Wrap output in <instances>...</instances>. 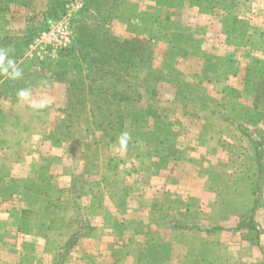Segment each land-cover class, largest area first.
<instances>
[{"label": "rangeland", "instance_id": "obj_1", "mask_svg": "<svg viewBox=\"0 0 264 264\" xmlns=\"http://www.w3.org/2000/svg\"><path fill=\"white\" fill-rule=\"evenodd\" d=\"M7 1L10 31L29 34L10 57L21 58L17 81H30L32 101L0 86V155L12 142L0 172L27 160L51 192L33 198L37 220L22 228L44 236L31 240L49 258L32 251L26 262L164 264L170 244L177 264L204 242L217 245L214 264H263L264 172L251 136L264 137V0H119L111 21L100 12L110 1L94 0L89 14L83 0L71 22L76 56L67 47L43 58L27 56L29 44L74 0L55 9L52 0ZM5 38L0 29V48ZM255 203L259 235L233 230L236 210ZM9 229L3 216L0 230Z\"/></svg>", "mask_w": 264, "mask_h": 264}, {"label": "crops", "instance_id": "obj_2", "mask_svg": "<svg viewBox=\"0 0 264 264\" xmlns=\"http://www.w3.org/2000/svg\"><path fill=\"white\" fill-rule=\"evenodd\" d=\"M1 1V0H0ZM26 4V0H20ZM142 3L144 1L140 0ZM157 2V1H155ZM148 3V2H146ZM4 5H10V2H8L7 0H4V3H1ZM15 6V5H13ZM23 7V6H21ZM10 8V10L7 12L6 18H7V23H1L0 22V29L4 30V35L6 36V43L5 45L8 47L7 49H12V47H14V45L16 44V41L20 40L21 37H23V39H25L29 36L28 33L24 32V35H18V31L17 32H12L10 31V28H15L14 27V23L12 22V16H13V8ZM7 9V7L4 8V6L2 7L0 5V12L1 10ZM145 13V12H142ZM123 24V27L125 28V21H120ZM264 22V21H263ZM155 23V19L151 24ZM12 26V27H11ZM151 28L150 29H146L148 32V34H145L143 32V34L145 35H150L152 29L154 28V25H150ZM264 26V24L262 25H256V27H262ZM5 30H8L7 32H5ZM145 30V28L143 29V31ZM10 32V33H9ZM21 36V37H20ZM33 36V35H32ZM31 36V37H32ZM261 43V42H260ZM25 45V44H24ZM23 45V46H24ZM22 46V47H23ZM19 58V57H18ZM16 62V64L21 63V58L19 59H15L14 60ZM9 76L4 75V76H0V86L1 85H5V80L8 79ZM48 78V77H47ZM8 84V83H7ZM15 86L13 83L9 85V87H13ZM25 87H27V83L25 85ZM66 90V89H63ZM0 143H1V139H0ZM254 153L256 151V144L254 145ZM253 153V158L255 156V154ZM30 169L31 167H29L27 165V160H21V161H17L15 163V165H13L12 168V172L10 171L9 174L10 176H12L13 180L15 181V187L14 189L6 194H1L0 193V218H5L7 225L8 226H12L13 228L16 229H9V230H0V262L2 264V262H6L9 264H30L29 262H26V260L30 259L27 258V256L32 255V251H34L35 253H40L42 256L47 257V255H49V252L44 249V247H42V249L39 248H34V243L36 244H40V241H33L31 240V238H37L40 239L42 238L44 240V236H42L41 234L35 233V231H31V230H24L22 229L23 227L28 226V223H31V217L27 216V209L29 211H33L32 206L34 205L33 203V198L35 199L36 196L38 197H47L49 195L50 192V183H39L38 185L32 180V178L30 177ZM18 170H22V172H24L21 176H16V173L18 172ZM75 174V176L77 175V172L73 173ZM25 176V177H24ZM17 178H20L22 182H18ZM23 179H25V181H23ZM22 184V187H17L19 184ZM39 192L36 194V192ZM1 206H5L4 208ZM26 211V212H24ZM35 211V210H34ZM37 211V210H36ZM25 213V214H24ZM37 215L38 212H35L34 216H35V220H37ZM65 220V218H63L62 216V221ZM23 224V225H22ZM19 225L21 226V229H17V227H19ZM11 232L14 240L11 243H7L4 242V237L3 234L4 233H9ZM105 237V235H104ZM9 244V245H8ZM34 248V249H33ZM172 250V249H171ZM170 252L172 253V257L175 256V254L173 255V250ZM21 255L23 256V260L22 258H20ZM38 257H36L34 259V261L32 262V264H39L41 261V258L37 259ZM6 260V261H5ZM96 259H94V263L93 264H100V262L95 261ZM175 260V259H174ZM24 261V262H23ZM45 264H52V259H49V262H44ZM87 264V263H86Z\"/></svg>", "mask_w": 264, "mask_h": 264}, {"label": "trees", "instance_id": "obj_3", "mask_svg": "<svg viewBox=\"0 0 264 264\" xmlns=\"http://www.w3.org/2000/svg\"><path fill=\"white\" fill-rule=\"evenodd\" d=\"M62 1L64 2V0H52V2L50 3L51 8L55 9V8H58L59 5H63ZM107 1H110V5L108 6V5L105 4L107 9L101 10L100 11L101 14L105 12L108 15L107 17L109 18L110 21L115 19V18H117V17L119 18L120 14L115 11V10L118 9V6H119L118 1L119 0H107ZM196 1H198L199 4H202L203 2H210L211 0H196ZM93 2H94V0H85L84 11L86 13L88 12L90 14L91 12L94 11L93 8H91V7H96V6H93ZM120 3H121V1H120ZM1 6L3 7V5H1ZM30 40H31V38L28 39V41H30ZM129 42H130L129 40H126L124 42V44L129 45ZM87 43H88V41H84V45H87ZM74 46L75 45H72L71 47H69V54H73V56H76V54L74 52H76L78 50H76L74 48ZM61 53H62V51H60V54ZM82 55L84 56V54H82ZM254 61H256L255 58H254ZM8 79H10V77ZM7 80H5V82ZM7 83H8V81L5 83V86H7V88H10V89L12 87H9V85L12 84V83L15 85L13 87H16V86L18 87L19 86L20 88H27L28 86H30V81L26 80V79H22V82L21 81H17V79H12L11 83H8V84ZM26 83H27V87H25ZM248 87H249V85H248ZM262 92H264V90ZM251 137L254 138L255 141L258 143L257 144L258 145V151H257L256 163H257L258 171L263 173L264 172V162L262 160H263V154H264V149H263L264 148V137L263 136L257 137V135H255V134L253 136H251ZM8 143L10 145L12 142H8ZM8 143H7V147H2V149H5V153H4L5 155L4 154L0 155V158H1V156H4V157H2V161L4 160V162H6V163H9V162H7L8 158L6 157V155L8 154V152H7L8 149L7 148H9ZM17 144H18L17 141H15L14 145H17ZM10 146L12 147V145H10ZM14 182L15 181L13 180L12 176H10V174H8V173L6 174V173H1L0 172V193L3 195L5 193H8L9 190H11L12 188L14 189V187H15ZM257 210H258V203L254 204L252 211H248L246 209V207H245V209L243 208L241 210L240 209L236 210L235 215L237 216V220L238 221H237V225L234 226L232 229L235 230V231L238 230L239 232H241V231L254 232V233H256V236H258L259 233H260V227H259V224H258L257 219H256V211ZM26 211H27L26 214H27L28 217L32 216V218L35 219V216H34L35 212L29 211L28 209ZM26 211H24V212H26ZM32 218H31V220H32ZM177 225H178V228L179 227H184V228L188 227L189 229L193 228L187 222L179 221ZM87 227H89V226H87ZM81 228H83V227H81ZM209 232H211V231L209 230ZM181 235L186 236V234H184V233H182ZM201 244L202 245L200 247H195V245H192V247H195V248L191 252H189L188 254H185L183 256L184 260H182L181 263H177V264H214L216 262V260L220 259V255L217 252V250H218L217 249V245H215V244H213V245L211 244L210 245V244L204 243V242L201 243ZM166 245H169V248H168L169 251H167V253H168V256L166 257L167 258V262L164 263V264H172L171 263V261H172V253L170 252L171 247H170V244H166ZM192 247H191V249H192ZM155 249L160 250L157 247ZM262 256H263L262 257V259H263L262 262L264 264V251L262 253ZM154 264H163V263H161L160 260H158L156 258V261H155Z\"/></svg>", "mask_w": 264, "mask_h": 264}, {"label": "built area", "instance_id": "obj_4", "mask_svg": "<svg viewBox=\"0 0 264 264\" xmlns=\"http://www.w3.org/2000/svg\"><path fill=\"white\" fill-rule=\"evenodd\" d=\"M84 6L83 0H74L66 5L65 13L58 19H48L47 27L42 30L27 48V56L55 55L58 51L69 47L72 43V16Z\"/></svg>", "mask_w": 264, "mask_h": 264}, {"label": "clouds", "instance_id": "obj_5", "mask_svg": "<svg viewBox=\"0 0 264 264\" xmlns=\"http://www.w3.org/2000/svg\"><path fill=\"white\" fill-rule=\"evenodd\" d=\"M0 74L9 76L12 79H18L22 76V69L10 57V49L0 48ZM17 97L24 102L32 101V92L30 88H21L17 91ZM46 106L45 102H32L33 109H42ZM131 139L130 133L124 132L118 138L120 150L127 149L128 143Z\"/></svg>", "mask_w": 264, "mask_h": 264}]
</instances>
